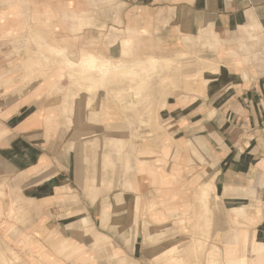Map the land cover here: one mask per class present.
Here are the masks:
<instances>
[{
    "label": "crops",
    "instance_id": "0c3cea01",
    "mask_svg": "<svg viewBox=\"0 0 264 264\" xmlns=\"http://www.w3.org/2000/svg\"><path fill=\"white\" fill-rule=\"evenodd\" d=\"M110 89L160 130L113 184ZM0 189V264H264V0H0Z\"/></svg>",
    "mask_w": 264,
    "mask_h": 264
},
{
    "label": "rangeland",
    "instance_id": "374dc122",
    "mask_svg": "<svg viewBox=\"0 0 264 264\" xmlns=\"http://www.w3.org/2000/svg\"><path fill=\"white\" fill-rule=\"evenodd\" d=\"M145 54H152V53H145ZM154 54V53H153ZM174 60L171 63V66L176 64L177 62V57H173ZM170 69V68H169ZM169 69L167 71H169ZM167 74L162 73V77H163V81L161 83H159V79L157 77H155V84L153 85V89L155 90V94L153 95V99L156 100H161L163 101L164 96L166 94V88L167 85H169L171 82H167L165 83V78H166ZM170 76L174 77L175 80H177L180 76V73L178 74H170ZM115 83L110 84L109 86H115ZM120 83V82H118ZM123 86L126 87L127 83L123 82ZM111 90H108L106 97H108V101H109V105L108 106H98V109H94V110H90L87 107L82 108V109H77V106H73V107H69L70 109V113L72 115V113H75V118L78 120H76V125L79 126L81 128V132L84 133V131H86L88 134H93L95 136L97 135H101V134H107L108 137H104V138H91L90 140H92L90 143H87V148L85 150L86 152V157H87V162L91 161L93 167L96 168V163L99 162H103L105 157H109L110 160L112 159V163H118V166H116L115 164H108V165H104L102 168L103 170L100 169H93V173L94 174H100L101 172H108V177L109 182H111L113 184V181L116 179V177H114L115 175H111L112 173H118L119 176H124L125 173H127V164L125 163L126 160V156L125 153H119V151L117 150V146H116V142L115 139L117 137H115V135H120L118 137H125L127 139H129V141L131 142L133 139H136L139 137L140 141L143 143H145V141L151 139L152 137H155V133L160 131V130H154L150 127V125H147V120H148V116L146 112H143L142 115L138 116L139 122L137 120H135V118L137 117L136 115H134V113L129 109L128 105H122L120 104L119 100L115 99L114 96L111 93ZM79 91V90H78ZM77 91V92H78ZM130 100V98L128 99ZM112 103V104H111ZM117 103V105L115 104ZM163 106L161 105L158 110H157V118L159 119V110L162 108ZM75 109V110H74ZM118 113V114H117ZM87 120L86 125L84 124L83 120ZM111 121V122H110ZM112 123V124H119L117 122L120 123H124V124H129V128L127 130H124L122 132H119L121 130L115 131L112 130L111 132H109L107 130V125L106 123ZM72 124V123H71ZM112 135V136H111ZM105 147L107 148V151H113L114 153H102L101 151H103V149H105ZM130 147L129 146V151H130ZM126 151V150H125ZM118 153V154H117ZM118 168V169H117ZM123 173V174H122ZM96 182V180H95ZM113 185H108L107 186V190H112ZM202 190V191H201ZM200 190L201 195H202V199L204 198V196L208 193V187H204ZM204 191V194H202V192ZM203 203V202H202ZM204 205V203H203Z\"/></svg>",
    "mask_w": 264,
    "mask_h": 264
},
{
    "label": "bare ground",
    "instance_id": "6f19581e",
    "mask_svg": "<svg viewBox=\"0 0 264 264\" xmlns=\"http://www.w3.org/2000/svg\"><path fill=\"white\" fill-rule=\"evenodd\" d=\"M75 61H76L77 63H79L81 66L84 64V61H79V60L74 59V62H75ZM2 184H3V183H2ZM2 189H3V188H2ZM0 191H1V189H0ZM2 191H3V190H2ZM2 191H1V193H2ZM0 196H1V195H0ZM2 197H3V196H2ZM32 206H33V205H32ZM31 212H32V209H31ZM31 212H30V213H31ZM38 213H39V212H38ZM34 214H35V213H34ZM36 214H37V213H36ZM12 231H13V230H12ZM49 231H50V230H49ZM15 232H16V231H15ZM18 233H19V232H18ZM14 234H15V233H14ZM14 234H13V235H14ZM12 237H13V236H12ZM12 237H11V238H12ZM13 238H14V237H13Z\"/></svg>",
    "mask_w": 264,
    "mask_h": 264
}]
</instances>
